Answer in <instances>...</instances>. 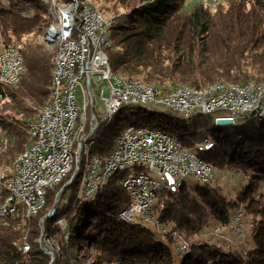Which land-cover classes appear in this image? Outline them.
<instances>
[{"label": "trees", "instance_id": "trees-1", "mask_svg": "<svg viewBox=\"0 0 264 264\" xmlns=\"http://www.w3.org/2000/svg\"><path fill=\"white\" fill-rule=\"evenodd\" d=\"M106 1L116 11L105 48L116 75L157 86L161 92L179 85L264 81V0H226L214 10L202 2L187 10V0ZM110 5L102 12L107 14L103 9ZM44 15L36 0H0V40L12 37L19 42L24 67L16 85L0 83V171L8 175L30 143L29 123L51 92L53 54L39 40L28 42L48 23ZM214 117L210 113L186 119L141 106L121 108L101 125L90 152L107 156L128 125L159 128L185 149L210 138L213 147L202 157L212 167L249 174L235 195L226 196L212 183L186 187L184 180L175 190H158L154 209L160 226L167 228L161 233L143 221L119 217L129 202L121 185L124 171L119 170L92 198L79 202L71 194L68 203L58 204L55 214L44 218L69 174L48 190L36 214L26 217L18 205L13 215H0V264H50L40 238H51L60 249L65 243L93 248L94 264H264V117L243 118L242 124L231 126L216 125ZM240 206L251 226L244 246L193 238L202 229L227 224ZM62 216L68 220L67 230L56 223ZM173 232L191 240L184 253L177 251ZM24 244L29 246L26 252Z\"/></svg>", "mask_w": 264, "mask_h": 264}, {"label": "bare ground", "instance_id": "bare-ground-1", "mask_svg": "<svg viewBox=\"0 0 264 264\" xmlns=\"http://www.w3.org/2000/svg\"><path fill=\"white\" fill-rule=\"evenodd\" d=\"M39 1L40 5L48 10V13L46 14L48 23L43 26V30L40 34L39 40L45 46H47L53 54V67L51 71V92L49 98L40 108L37 118L34 121L30 122L28 125L30 143L15 159L13 172L8 175L7 173L0 171V197L3 193V198L0 200V215L3 217L9 216V208L11 204L13 208V212L11 215L16 212L18 205H22L24 207L26 217H30L36 214L45 205L46 196L49 189L43 190L42 186L37 183V180L29 181V193L32 195L34 202H37V205L33 207L31 201H27L20 192L19 180H25L27 178L28 160L30 158H34V156H37V149L35 148V146L41 140V135L43 134V124H48V116L44 115H55V105L57 106V111H64L66 86L78 85L81 78H87L88 62L87 56H84L83 48H73L70 59V69L59 71V75L57 76V62L63 55L62 35H58L57 33L62 30V21L59 11H57V4H59L60 2H65V0ZM213 4H218V0H213ZM87 9L90 15H94L97 19L108 20H94V30H101V34H96L97 50L99 51L101 58L106 62L107 76L111 77L115 82H120L126 85L135 84L142 91L164 93V98H172V91H176L178 93H183V98L188 101H195V94H206V92H213V99H223L225 95L231 93H243L248 90L260 91V87L254 90V88L251 86H256V84L254 83H251V85L247 83L243 86H224L220 83H214L209 84L205 87L179 85L169 91L161 92L159 87L144 84L138 79L120 77L112 71L105 51V48L109 44L108 30L113 25L114 17L112 15L105 14L104 12H102V10L94 6L90 1L67 0L66 12L70 16V20L69 30L65 33L64 36V44L73 43V45H81L83 37H91V29L89 27H81L80 22V16H86ZM23 15L27 16L28 14L23 13ZM17 44V41L12 37L8 40V47L15 48L14 53H10L8 55V63H15L16 66H20V68L18 69L17 74L14 75L9 82H6L4 79V71H0V83L2 84L16 85L19 82V79L24 70L21 52ZM154 102L160 103V107H167V100H162V95H154ZM197 105H205V96H197ZM135 106L146 107L148 110H151L150 108H148L147 104H122L119 106H115L113 110L105 116L104 120H101L98 124H95L94 129L89 130V132L87 133H85L87 119L77 120L76 127L71 129L68 139V156L70 157V159L68 163L65 164V171H59V175H57L54 180L50 182V188H52L55 184L59 183L70 174L71 176L66 184H71L73 180L76 181V184L78 185L76 199L78 201L87 200L104 189L106 181L113 172L121 170L124 171L122 180L142 177V179L147 184V195L156 196V192L162 188L171 189L166 182L161 183L159 180H155L150 176V173H154L158 176L162 175H160L159 172L155 171V169H152V164L148 160L128 159L125 161H112L109 163V155L101 158L95 154H91L90 152L91 146L98 136V131L101 128V125L103 123L109 122L121 108ZM151 107L153 108L151 111H155L158 109L155 106ZM163 111H169L178 114L179 116H182L186 119L196 114H210L207 111H195L187 114H181L177 111L168 110L165 108H163ZM246 116L264 117V111L257 113V115ZM216 119L217 118L214 117V121ZM232 120L233 125L239 119ZM142 127H146V129L152 130L158 134H166V136H171L173 142L179 143L181 145V143L170 133L164 132L159 128L148 126ZM125 128L123 129V131L125 130ZM59 132L60 124H53L52 134H59ZM203 140L209 141L210 143L201 144L198 141L194 144L193 149H185L183 147L188 152V154H190L184 155V164L185 168L189 170V176L193 175L194 177H196V163L193 162L192 157L194 158V160L204 161L199 162V176L204 177H199L198 180H200L201 183H212L211 173H206V162H209L202 157V153L213 147V141L210 138H205ZM44 154H52V147H44ZM183 179L173 180L175 185L179 187ZM223 179H225V177L221 176V180ZM121 185L128 196V204L134 202L137 197H141V193H146L145 185H138V189H130V185H123L122 181ZM91 189L92 191H90ZM61 190L62 188L60 189V193ZM58 196L59 194L57 195V198ZM124 210H126V207L119 212V217L122 220L126 222L137 220L131 217H121L120 214ZM153 213H155L154 206ZM64 217L67 230L68 220L66 219V216L58 218L56 223L59 224L61 220L64 219ZM244 217L246 225L247 218L245 212L241 207H239L233 212L228 223L237 222ZM148 224L153 225L156 230L160 232V224L156 213L154 215V219H152ZM245 225L237 226V233H244L239 239V243L249 235V232L247 233L244 229ZM165 232L166 231H161V233ZM172 234L174 239L179 237V234H177L176 232H173ZM65 237H67V233ZM181 237L185 239L183 236ZM195 239L206 240L204 237H196ZM206 241L208 243H215L216 245L222 244L214 241L213 238H210V240ZM190 243L191 240L186 239V242L183 246H179L176 244L177 251L183 252L185 248L187 249ZM25 245L26 244H24L23 246L24 252L28 250Z\"/></svg>", "mask_w": 264, "mask_h": 264}, {"label": "built area", "instance_id": "built-area-1", "mask_svg": "<svg viewBox=\"0 0 264 264\" xmlns=\"http://www.w3.org/2000/svg\"><path fill=\"white\" fill-rule=\"evenodd\" d=\"M67 0L57 4V11L61 16L62 30L57 32L62 35L63 55L57 62V76L59 71L70 69V59L73 48H83L84 56H87L88 69L87 78H81L80 83L75 86H66L64 98V111H57L55 105V115L48 116V124H43V134L41 140L36 144L37 156L28 160L27 178L19 180V189L27 201H31L33 207L37 205L32 195L29 193V181L37 180L43 190L50 189V182L59 175V171H65V164L68 163V139L72 128L76 127L77 120L87 119L85 133L93 130L95 124L105 119L115 106L122 104H152L160 106L154 102V95H162V100H167L168 110L187 114L195 111H207L209 113L218 112L216 118L239 119L240 116L257 115L264 111V92L248 90L243 93H231L225 95L223 99H213V92L206 94H195V101H188L183 98V93L172 91V98H164V93L142 91L137 85H126L115 82L107 76L106 62L101 58L97 50L96 34H101V30H94V15H90L87 9L86 16H80L81 27L91 29V37H83L81 45L64 44L65 33L69 30L70 16L66 12ZM15 48L8 47V40H0V71H4L6 82L17 74L20 66L15 63H8V55L14 53ZM191 92V91H190ZM197 96H205V105H197ZM96 97L102 101V105L96 102ZM60 124L59 134H52V125ZM31 134V133H30ZM84 137V133H83ZM201 144H208L209 141L201 140ZM44 147H52V154H44ZM109 163L112 161H125L128 159L148 160L152 164V169L160 175L168 174L173 179H183L189 176V170L185 168L184 155H190L171 136L158 134L142 126L128 125L118 136L110 151ZM196 163V177L199 179V162ZM93 172V171H92ZM18 173V172H17ZM206 173H211L212 182L214 174L210 163L206 162ZM224 177V176H223ZM123 185H130V189H138V185L146 186V193H141V197L127 204L126 210L121 212V217H131L150 223L154 219L153 206L155 196L147 195V184L139 178H129L121 180ZM92 191V189L90 190ZM60 195V192H59ZM13 212L12 204L9 208V215ZM245 225V217L237 222H231L218 226L206 234H197L198 237L211 235L214 241L226 243L227 246H238L239 239L244 233H237V226ZM59 226L66 230L65 217ZM224 229H229L232 235L226 236ZM167 231L166 227L160 226V232ZM66 236V234H65ZM179 246H183L186 239L181 235L175 239ZM27 248L29 246L25 245Z\"/></svg>", "mask_w": 264, "mask_h": 264}, {"label": "rangeland", "instance_id": "rangeland-1", "mask_svg": "<svg viewBox=\"0 0 264 264\" xmlns=\"http://www.w3.org/2000/svg\"><path fill=\"white\" fill-rule=\"evenodd\" d=\"M88 1H90L94 6H96L100 10H101V8L103 6H109L112 3V2L109 3L106 0H88ZM225 1L226 0H218V4H223L224 5ZM196 2H202L203 4L208 5L209 8L212 9V10H214L216 8V6L218 5V4H213V0H187L186 3H185V9L189 10L191 5L196 3ZM36 4L40 7V1L39 0H36ZM42 9L45 10V15L44 16H46V14L48 13V10L46 8H44V7H42ZM103 11H106L107 14L112 15V16L115 15V13H116V11H113L111 9V5H110V8L108 10L103 9ZM42 30H43V27L41 29H39L37 31V34L34 36V38L28 40V42H31L32 40H35V39L39 40ZM17 43H18L17 44L18 48L20 49L19 42L17 41ZM45 47L52 53V51L47 46H45ZM263 82L264 81H261V82L250 81V82H247V83H249L250 85H251V83L256 84V86L255 85H251L254 88V90L256 88L260 87V90L264 92V83ZM218 83H220L221 85H224V86L225 85H227V86H233V85L241 86L242 85L243 86V85L247 84V83H244V84H227V83H223V82H218ZM211 84H214V83H211ZM257 84H260V85H257ZM205 86H207V85H205ZM205 86H202V87H205ZM96 102L99 104V106L102 105V101L98 97H96ZM147 106L151 110L153 109L151 107L152 104L149 103V104H147ZM155 107L158 108L157 111L163 110V108L160 107V106H155ZM212 114H214V116H215L216 114H218V112H214ZM243 118H248V116H240L238 122L235 125L242 124V122L244 121ZM193 148H190V149H193ZM211 167H212V165H211ZM212 171H213V174H214V182H212V184H214V185L216 184V185L220 186L221 187V191L226 196L235 195L236 191L239 188H241V184L244 185L249 180V174H244V173L239 172L238 170H235V169H230V168H226V167H224L222 169H219L218 167H212ZM150 176L153 179H155V180H159L161 183L166 182L167 185L171 188V190H175L177 188V186L174 183L173 178H171L168 174H164L163 176H158V175H156L154 173H150ZM221 176H224L225 179L221 180ZM183 180L185 181L186 187H194L197 184L201 183L200 180L195 178L193 175L185 177ZM77 186H78L77 184H73L72 185V184H66V183L61 186V188H63V189L61 191L60 196H58V199H59L58 204H60V206H63L64 204L68 203L69 197H70L71 194L76 196V194H77ZM59 192H57V193L59 194ZM58 194H56L55 200L57 199V195ZM70 212H72V210H70L69 213ZM246 218H247V220H249L247 215H246ZM127 222H134V221H127ZM147 225L152 230L157 231L156 228L153 225L148 224V223H147ZM216 227H218V226H216ZM216 227H213V228H210V229H202V231L198 232L197 234H206V233H208L209 231L213 230ZM244 229L248 233L251 230V226L247 223L245 225ZM197 234L193 238L198 237L199 235L197 236ZM224 234L226 236H229V237L232 235V233H231V231L229 229H224ZM67 238L68 237H65L66 240H67ZM200 238H202V237H200ZM204 238L206 240H210L211 235H205ZM247 238H248V236L246 237V239ZM65 239H63V240H65ZM41 241L43 242L42 244L48 250H50L53 253V259L50 258V264H52L54 261H55L56 264H94L95 263V259L94 258H95V255H96L97 251H95L93 248L87 247L85 249H82V246L79 243L71 244L72 246L70 245V243H65V244H63V247H61V249H60L59 245L53 244L55 242L52 241L51 238L50 239H44V240L41 238V240H39V244H40ZM242 244H243V241H241L239 243V245H242ZM242 246H244V244ZM185 251H186V248L183 251V253ZM174 252H175V250H174ZM54 253L57 255V258H55L56 256L54 255ZM99 264H102V263L100 262Z\"/></svg>", "mask_w": 264, "mask_h": 264}, {"label": "water", "instance_id": "water-1", "mask_svg": "<svg viewBox=\"0 0 264 264\" xmlns=\"http://www.w3.org/2000/svg\"><path fill=\"white\" fill-rule=\"evenodd\" d=\"M233 123V120L232 118H217L215 120V124L218 125V126H231ZM63 189V188H62ZM62 191V190H61ZM61 194V193H60ZM60 196V195H59ZM58 201L59 199L57 198L52 206V208L50 209V211L44 216V218H47V217H50V216H53L54 213L56 212V209H57V206H58ZM41 240V238H40ZM43 242L41 241L40 242V247L42 250H44L47 254H49L51 256V258L53 259V253L48 250L43 244Z\"/></svg>", "mask_w": 264, "mask_h": 264}]
</instances>
